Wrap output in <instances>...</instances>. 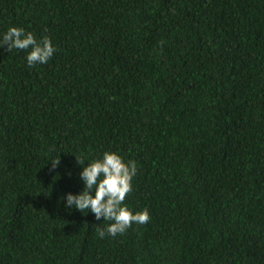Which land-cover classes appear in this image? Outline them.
<instances>
[{"label": "trees", "instance_id": "obj_1", "mask_svg": "<svg viewBox=\"0 0 264 264\" xmlns=\"http://www.w3.org/2000/svg\"><path fill=\"white\" fill-rule=\"evenodd\" d=\"M10 27L57 51L0 48V264H264V0H0ZM105 151L151 220L100 238L63 197Z\"/></svg>", "mask_w": 264, "mask_h": 264}, {"label": "clouds", "instance_id": "obj_2", "mask_svg": "<svg viewBox=\"0 0 264 264\" xmlns=\"http://www.w3.org/2000/svg\"><path fill=\"white\" fill-rule=\"evenodd\" d=\"M0 48L10 53L13 49L27 51L26 62L29 67L47 64L57 51L49 37L37 40L33 33L18 27H10L0 36ZM76 162L79 165L85 163L77 159ZM50 163L52 171L59 166V157ZM137 171L135 161L125 162L117 153L105 151L100 158L82 168L79 177L83 182V190L77 195L66 194L63 197L65 207L74 208L80 213L90 211L96 220L103 218V221L110 222L106 228L96 229L100 238L122 235L133 224L145 225L151 220L149 211L144 209L133 214L124 204L132 191V179Z\"/></svg>", "mask_w": 264, "mask_h": 264}]
</instances>
